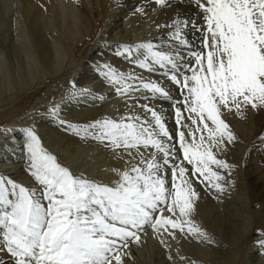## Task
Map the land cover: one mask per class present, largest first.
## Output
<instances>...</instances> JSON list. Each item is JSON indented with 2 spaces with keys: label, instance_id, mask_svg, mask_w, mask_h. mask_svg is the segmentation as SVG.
I'll return each mask as SVG.
<instances>
[{
  "label": "snow or ice",
  "instance_id": "snow-or-ice-1",
  "mask_svg": "<svg viewBox=\"0 0 264 264\" xmlns=\"http://www.w3.org/2000/svg\"><path fill=\"white\" fill-rule=\"evenodd\" d=\"M154 3L165 7L169 0ZM194 3L199 19L175 18L157 26L170 29L167 41L121 44L115 52L144 72L158 73L181 99L163 81L110 63L99 66L117 95L142 91L148 95L141 99L170 102L175 132L162 111L147 103L135 105L141 113L85 124L61 118L59 105L48 109L80 139L96 142L116 160L130 158L123 169L107 170L115 179L77 174L43 145L34 126L21 129L26 172L35 186L0 174V253L6 254L0 264H124L130 244H139L149 228L166 248L167 238L179 242L178 234L215 243L193 219L197 184L205 191H225L231 181L222 171L231 175L235 166L220 154L236 140L225 116L264 110V0ZM189 26L201 34L198 45L186 35ZM87 94L71 83L70 98ZM260 140L264 143V135ZM255 243L264 249V238Z\"/></svg>",
  "mask_w": 264,
  "mask_h": 264
},
{
  "label": "bare ground",
  "instance_id": "bare-ground-1",
  "mask_svg": "<svg viewBox=\"0 0 264 264\" xmlns=\"http://www.w3.org/2000/svg\"><path fill=\"white\" fill-rule=\"evenodd\" d=\"M136 1L144 2V7L135 4ZM35 2H37L36 6L29 0H11L8 7H4L5 3L4 5L0 3V48L2 49L0 50V70L3 74L15 73L17 78H21L14 86H11L7 79L1 81L0 122L2 121V123L3 121H8L9 124L14 123L15 118L11 119L10 117L13 114L17 115L19 110L23 109L17 104L23 99L33 97L34 93H42L41 98L36 99L38 105L47 103L46 95L52 91H56L54 98L58 102L62 98V92L56 82L65 78L67 80L69 78L71 82L75 83L77 90L88 89L90 93L80 96L77 105H82L85 109L77 111L76 115H79L82 120H90V118L95 120L98 112L101 113L99 110L102 107L111 105V103L102 102L103 100L100 99L106 94L102 85L98 86L97 92L94 94L91 92V89L97 85L94 86L95 83H93L96 65L101 64L103 60L107 62L105 59L109 54L113 55L116 52L118 45L135 44L148 40H153L155 43L166 41L164 39L168 38L167 33L170 29L158 28V25L170 24L175 18L199 19L194 0H169L165 7L156 5L154 0H50L49 2L36 0ZM138 7H143V13L136 11ZM133 11L136 12L133 13ZM62 15L64 20L70 24L60 30L59 20ZM21 30L22 32H19ZM48 31L49 38L44 34H47ZM19 33L21 40L26 43V48L22 47V42H19V45L15 42L14 37H17ZM199 34L190 26L186 29L188 39L197 45L200 39ZM89 45L92 47L89 48ZM76 52L83 59L82 62H75ZM21 53L25 54V59ZM104 61L103 64H105ZM5 62L8 63L6 64L7 68H4L3 63ZM88 101L96 102L91 106L97 104L100 106L86 109L88 104L85 102ZM260 112L264 115V110L252 111L249 109L243 117L234 113L225 116L236 140L228 145L227 150L220 154V158L226 157L228 162L233 160L240 163L241 158L245 157L249 159L251 166L255 165V162L253 163V160L250 159L249 151L257 143H262L260 137L264 135V123L250 126V130L244 132L242 127L245 126L240 124V120L245 119L249 123L255 124L260 120ZM47 134H50L45 136L50 145L60 142L49 131ZM15 135L17 139H23L21 132H17ZM18 143L20 145L23 141H18L13 144V147H19ZM13 147L8 145L4 148L1 147L0 158L4 161L2 166H7V158H13L15 155V152L12 151ZM4 149L9 150L2 152ZM20 153L21 156L24 154L23 151ZM116 168L123 169L124 167L118 165ZM260 168L262 167L258 166L252 173L258 171L260 174ZM227 172L228 170L222 171L228 175ZM255 176L259 175L255 174ZM105 177L107 180L116 178L111 172L107 173ZM258 180L259 178H256L255 181ZM198 191L200 192V190ZM253 191L257 204H260L258 210L254 208L252 200L254 195L252 196L249 187L240 188L237 191L239 203L233 200V195L229 197L218 192L221 195L219 203L213 204L208 200L206 207V203H203L205 200L200 194L196 205L203 209L202 205L204 204L206 207L204 210H208V213L203 210L202 214H208L206 216L208 233L213 234L215 243L208 244L204 248L199 247L198 244L185 242L188 258L197 259L196 262L199 264H236L239 258L238 249L248 239L253 224L259 223L264 229V201L261 202L264 200V186H254ZM217 208L219 209L216 213ZM198 211L200 213L201 210ZM153 237L154 235L149 238ZM251 252L253 256L249 259L250 264H257L256 262L264 260V255H257V251L252 249ZM163 253H165L164 257H162ZM156 255L154 257L155 264H172L165 250L159 251ZM0 256L6 257V254L0 253Z\"/></svg>",
  "mask_w": 264,
  "mask_h": 264
},
{
  "label": "rangeland",
  "instance_id": "rangeland-1",
  "mask_svg": "<svg viewBox=\"0 0 264 264\" xmlns=\"http://www.w3.org/2000/svg\"><path fill=\"white\" fill-rule=\"evenodd\" d=\"M0 1H1L0 3H3L2 5H4V3H5L4 7H8L10 4L9 2H11V0H3V2H2V0H0ZM29 1L31 3H33L34 6L37 5V2H35L36 0H29ZM49 1L50 0H47V2H49ZM135 4L141 5L144 7V2L136 1ZM138 8H141V7H138ZM4 12L6 13L5 9H4ZM135 12L136 11H133V13H135ZM62 20H64L63 15L60 17V20H59L60 30L64 26H67L70 24V22H68L67 20H64V22H62ZM56 22L58 23L57 18H56ZM19 32H22V30ZM44 34L47 35V38H49V36H50L49 31L47 34L46 33H44ZM199 35L201 37V34H199ZM20 37H21L20 33H19V35H17V37H14L16 44L19 45V42H22L23 43L22 47L26 48V43H24L23 40H21L22 38H20ZM48 40L50 42V39H48ZM164 40L167 41L168 38H166ZM91 47L92 46L89 45V48H91ZM0 50H2V49L0 48ZM21 55L25 59V54L21 53ZM114 55H115V53L113 55H112V53L109 54V56L105 59V60H107V62L104 60L103 61L105 63L112 64L113 66H115L116 68H118L121 71H125V72L135 71L137 74H141L145 77H150L151 79L163 81L165 83L166 87L171 88L172 95L174 96V98L175 99H181L179 90L176 89V87L174 85H171L170 82H167L165 80V78L159 76L158 73L157 74H149L147 72H144L143 70L136 68L134 65L130 64L128 61H126L122 57H115ZM74 60H75V62H82L83 61V59L80 58V55L77 52L75 53ZM103 61L101 64H98L95 67L96 73H95V77L93 78V83H95L94 86L96 84L97 85L95 88L93 87L91 89V92L94 94L95 92H97L96 89L98 88V86L102 85V88H104L106 90V94L104 96H102L104 98L102 102H106V103L109 102V103H111V105L107 106V107H102L99 110V111H101V113L98 112L95 119H100L104 116L118 117L120 115L126 114L129 111H135L137 113H141L143 110L138 108V107H135V105L137 103H139V104L147 103L151 106L156 107L158 110L162 111V113L164 114V116L167 119L168 127L170 129H172L173 132H175L176 123H175V118H174V112H173L172 105L170 102H167V101H164L161 99H157V100L141 99L140 97H142L144 95H148V93L142 92V91L141 92H133L129 96L117 95L115 89L111 85H109V83L105 79H103L102 76L100 75L99 66L103 65ZM3 64H4V68H7L6 64H8V63L5 62ZM24 65H25V63H24ZM22 77H24V76H22ZM3 79L9 80L10 85L14 86V85H17L19 79H21V78H17L15 73L3 74L2 71L0 70V84H1V81ZM60 80H58L56 82V84L57 83L59 84V86H60L59 89L62 92V94H61L62 98L60 100H58V102H56L55 101L56 99L54 98L56 95V91H52L46 95L45 99H48L47 103L42 104V105H38V102L36 99L41 98L42 93L41 92L34 93L33 95L35 97L31 96V97H29V99L28 98L23 99L21 102H19L17 104L18 107L22 106L21 109L22 108L23 109L21 111L19 110V113L17 115L13 114L10 117L11 119H13V117L15 118L14 123L9 124L8 121H5V122L3 121V123H2V121L0 122V149L6 147V145H8L9 147H13V144L17 143L18 141H23L22 138L17 139L15 133H17V132L22 133L21 129H23L25 127L34 126L36 128L38 134L40 135L41 139H42L43 145L50 152L57 155L59 161L64 166H68V167L72 168L77 174L80 172H84L89 177L95 178L97 180H102L104 182H110L111 180H113L115 178H113L111 180H107L105 177V175L107 173H109V171H107V170L111 169L113 167H116L118 165H123V167H125V160H129L130 158L125 156L123 160L114 159L112 154L108 150H106L102 146L98 145L94 141H90V140L85 141V140L80 139L79 137L72 134L70 131H67L64 127L60 126L57 123V121L54 120L53 117H51V115L48 113L49 107L59 105V107L61 109L60 117L71 122V123L85 124V123H88V122H91L92 120H94L91 118H90V120H84V119L82 120V118L79 115H76L77 111H81V110L85 109L82 105H77V103L80 100L79 99L80 96L75 97V98H70V88H71V83H73V82H71L69 78H68V80L66 78L62 79L61 81ZM76 89H77V87H76ZM65 94H67V95L65 96ZM110 99H112V100H110ZM93 103H96V102H93V101L85 102V104H88V107H86V109L94 108L97 105H98V107L100 106L99 104L91 106V104H93ZM75 105H76V107H75ZM261 113L262 112H260V120L255 124H251L248 121H246L245 119H241L240 124H243L245 126V127L241 126L242 131L247 132L248 130H250V128H249L250 126H258V125L263 124L264 123V115H262ZM186 115H187V113H185V116ZM184 122L190 123V121H184ZM48 131L51 134H53L60 142L56 143L55 145H50L48 143L49 141L46 140V137H45V136L50 135V134H47ZM184 131H185V134L187 135L188 130L184 129ZM48 138H50V137H48ZM188 139L190 141L191 137H188ZM18 145H19V143H18ZM22 145H23V143L20 144L19 147H17V148H14V147L12 148L13 149L12 151L15 152V155L13 156V158L12 157H8L9 159L7 158V161H6L8 163L7 166H2V164L4 165V161L2 160V158H0V174L5 175V176L13 179L14 181L23 183L26 186L32 187V186H35V182L31 179V177L26 172L27 164L25 163V156H24V154H22V156H21V153H20V151H22ZM6 150H9V149H4L2 152L6 151ZM249 153H250V159L253 160V163L255 162L254 166H251L249 159L245 158V157L241 158L240 163H237L236 161H233V160L231 162H228L226 157L222 158V159L226 158L225 160L229 164L234 165L235 167L232 169L233 171L231 170V175H229L228 172H227L228 175L222 173V175L225 176L226 180L231 181V183H225V191L220 193V194L227 195L229 197L231 195H233V200H235V202L239 203V200L237 199L239 196L237 191L240 188L249 187L250 191L252 192V196L254 195V198L252 199L254 201V203H253L254 208L256 210H258V209H260V206H259L260 204L259 205L257 204L256 195L253 191V187L254 186H260V187L264 186V160H263L264 159V154H263L264 153V143H257L256 145H254V147H252V149H250ZM258 166L262 167V168H260L261 169L260 174L258 171L256 173H254V172L252 173V171L254 169H257ZM255 174L259 175V176H255ZM256 178H259V180L255 181ZM197 190H200V194H201L203 200L206 201V202L203 201L204 204L206 203L205 206L208 204V200L210 202H212L213 204L214 203L217 204V203H219V201L221 199L220 198L221 195L218 192H216L215 190L205 191V189L198 184H197ZM214 192H216V194L218 193L219 195L217 194V196H216V194H214ZM230 192H232V193H230ZM263 201L264 200H262L261 202H263ZM204 204L202 205L203 209L201 207H200L201 208L200 209L197 205H195L196 206L195 207V215H194L193 219H195L204 229H206L208 231V222L206 221V216L208 215L207 214L208 210L207 211L204 210L207 207V206L204 207ZM218 209L219 208L216 209V213H217ZM198 210H201L200 213ZM203 210H204V212L205 211L207 212V213H205L206 215L202 214V213H204ZM258 230H259V232H258ZM151 232H152L151 228H149L147 230V234H141V241L139 242V244H130L129 249L126 250L130 253V256L124 257V264H155L154 257L157 256L156 254H158V252L161 250H163V251L165 250L167 252L168 259H169V257H171V259H169V261L172 262V264H192L193 262H195V264H199L196 262L197 259H195L193 257L191 259L188 258L187 255H189V254L187 253V251L185 249L187 247V244H185V242L190 243V244H196V245L198 244L199 247H204V248L206 245H208V244H204V243L199 244L196 241V239L191 238V237H188L187 239H185L184 237L179 236V234H178L179 242L174 241L171 238H167V244L169 245V247L166 248L164 245H161L160 242L157 239H155L154 237L152 239L149 238L150 236H153V232L152 233ZM261 233H264V229L262 228V226L259 223H254L252 226V230L250 232V235L248 236V239L238 249L239 258L237 259L236 264H250L249 259L252 258V256H253L251 249L255 252L257 251L256 252L257 255H264V254H262V253H264V249H261L255 243V241H257L258 239L264 238V235H261ZM210 234L214 238V236L211 232H210ZM151 242H153V243H151ZM151 246H153V247L151 248ZM217 250H220V248H217ZM164 256H165V253H163L162 257H164ZM151 257L153 259H150ZM180 257H184V259L182 260ZM256 263L257 264H264V260H262L260 262H256Z\"/></svg>",
  "mask_w": 264,
  "mask_h": 264
}]
</instances>
